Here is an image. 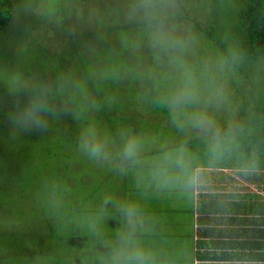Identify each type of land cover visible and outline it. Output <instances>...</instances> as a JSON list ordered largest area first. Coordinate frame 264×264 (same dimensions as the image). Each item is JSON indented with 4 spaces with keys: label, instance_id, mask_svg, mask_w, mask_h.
<instances>
[{
    "label": "rangeland",
    "instance_id": "374dc122",
    "mask_svg": "<svg viewBox=\"0 0 264 264\" xmlns=\"http://www.w3.org/2000/svg\"><path fill=\"white\" fill-rule=\"evenodd\" d=\"M220 1L221 7H224L228 0ZM17 2V7L21 6V14L27 4L32 7L33 13L27 15L26 20L16 17L9 38H1L0 41V50L5 49L3 61L0 62V260L7 258L8 254L13 258L18 257L19 253L25 254L23 260L26 257L30 259L26 255L32 256L31 253L37 249H43V246L28 244L30 236L27 233L37 235L35 232L40 229L47 230L46 215H51L54 220L57 206L71 205L76 191L85 196L91 195L85 203L87 209H93L92 213L78 216L79 224L84 225V221L87 224L86 229L107 227L102 219L113 214L104 213L103 207H112L114 202L111 200H117V194L128 187L129 190L124 193L129 195L140 190L149 191L147 183L136 186L137 182L130 176L121 182L119 177L122 178L125 170V167L120 168L121 161L117 164V161L108 158L96 160L99 154L106 153L92 155L89 147L106 145L107 153L110 147H117L128 155L129 151L136 149L141 151L148 147L169 145L170 148L176 146V150L157 154L154 158L164 159L166 164L204 161L200 157L178 154L179 149H190L189 146L182 148L189 134L197 136L203 133L204 127L209 129L212 125L221 129L235 124V120L240 124L243 117L248 118L244 115L247 109L239 105L248 87H242L243 82L239 80L235 82V77L226 73V68L220 66L219 61L211 68L193 64L184 69L174 60L175 56H185L196 43L204 40L197 39L193 33L194 25L185 17L187 14L200 15L202 0ZM165 5L173 10L172 14H166ZM64 15L73 20L72 25L83 22L84 29L92 26L93 21L103 19V16L109 18V26L132 22V27L145 16L149 19L162 18L147 30L148 36L137 33L140 45L129 53L122 52L123 39L115 37L117 32L107 41L105 38L102 44L94 45L95 50H104L113 45L108 49L110 64L104 68L107 82L106 79H99L93 86L103 94L100 102H106L112 108L124 109L114 114L122 117L117 118L118 122L112 118H85L84 113H91V110L83 107L86 104L83 101H89L93 95L92 92L83 91L82 95L78 92L85 85L70 86L69 83L68 86L56 88L57 74L64 79L63 83H72L74 72L81 62L77 55H70V60L69 57L61 60L63 55L57 52L67 39L64 24L62 20L59 21ZM112 17L116 22H110ZM33 19L37 21L34 23ZM32 24L35 26L28 30L29 34L15 37L23 25ZM98 33L96 37L102 38V32ZM41 45L50 49L49 52ZM72 47L71 42L67 43V50ZM95 50L87 46L83 51L95 56ZM80 55L83 56L82 53ZM196 58L192 57L190 63ZM63 61L65 69L58 67ZM37 97L46 99L51 107V112L43 117V123L16 124L13 116ZM87 104L89 106L91 103ZM200 114L204 116L200 118ZM113 130H118L123 136L121 144L113 142ZM100 132L102 137H98ZM118 156L125 157L123 154L113 155L115 158ZM147 162L151 163L152 160L147 157L141 160L138 174L149 170ZM111 164L120 169L117 178L109 175ZM46 175L50 176L43 184L39 178ZM88 176L92 180L90 183ZM73 177L85 178L87 183L78 182L71 188ZM38 185L41 188L35 191ZM59 189H62L61 193ZM67 198L70 202L65 201ZM96 217L98 219L95 221ZM57 248L64 251V245ZM55 256L60 257V254ZM0 264L3 262L0 261Z\"/></svg>",
    "mask_w": 264,
    "mask_h": 264
},
{
    "label": "trees",
    "instance_id": "16d2710c",
    "mask_svg": "<svg viewBox=\"0 0 264 264\" xmlns=\"http://www.w3.org/2000/svg\"><path fill=\"white\" fill-rule=\"evenodd\" d=\"M201 4L200 15L196 17L194 14H187L185 17L194 25L193 33L197 36V39L200 41L204 38V40L196 43L193 48L185 53V56H175L174 60L178 61L181 68L184 69L189 68L193 64H201L205 68H211L219 61L221 63L220 66L226 68V73L235 77V82L239 80V82H243L242 87H248V91L244 95V100L242 102L239 101V105L247 109L244 115H247L248 118L245 119L243 117L240 124L235 120V124L226 125L221 129L212 125L209 129L204 127L202 128L203 133L197 136L189 134L190 137L185 140L182 148L189 146L190 149H179L180 152L178 154L187 157H200V159L208 164L213 165L216 162L217 165L224 166L239 165L245 160H253L254 168L258 169L256 166L263 167L264 165V0H228L224 7H221L220 0H202ZM17 5V0H0V41L1 38L4 40L9 38L10 32L15 25L16 17L20 20H26L27 15L30 16L33 13L32 7H28L27 4L24 6V11L21 14V6L17 7ZM165 7V12H168L166 14H172L173 10L167 5ZM202 16H205V18H201ZM103 17V19L93 21L92 26H87L85 29L83 22H74V25H72L71 22L73 20L67 16L64 15L62 18H59V21L62 20L64 24L65 37L68 40L64 39V42L59 46L60 49L58 48L57 52L62 53L63 57H61V60L64 58L68 59V57L70 60L71 57L77 55L81 58V62L80 67L74 72L75 78L72 83H63L64 79L60 78V75L57 74L55 77L56 88L60 89L63 86H68L69 83L70 86L85 85V88L78 89V92L81 95L83 91L93 93L89 101L86 99L83 101V103H86L83 107L91 110V113H84L85 118L99 119L103 117L105 120L112 118L117 121V118L122 117L115 116L114 114L120 112L122 108H112L106 102H100L103 94L99 93L93 86L99 79L103 81L106 79L107 82L104 68L106 64H110L108 61V49L109 47L113 48V45L108 46L104 50H95L94 45L102 44L105 38L107 41L109 37H114L113 33L117 32L115 37L119 36L123 39L122 52L129 53V51L136 49L140 45L137 40V33L141 32L145 37L148 36L146 34L148 32L147 30L152 29L154 24L162 21V18L155 17L154 19H149L145 16V19L132 27V22H124L118 26H109V18L106 19L105 16ZM113 19L115 18L112 17L110 22H116ZM36 21L37 19H33L34 23ZM39 22L40 20H38ZM34 26V24L30 26L23 25L21 30L15 33V37L23 36V34L28 33V30ZM97 30L102 32V38L96 37L99 34ZM69 42L72 43L73 47L67 50L66 47ZM87 46L94 48L97 54L92 56L84 53L83 50ZM41 47L44 48L42 45ZM44 49L46 52L50 50L47 47ZM4 52L5 49L0 50V62L3 61L2 57L4 56ZM81 53L83 56L80 55ZM70 55L72 56L70 57ZM196 56L198 58L193 63H190L192 57ZM161 59L163 60L162 57ZM64 64L65 61L60 62L58 67L65 69ZM108 69L109 67L106 68V71ZM87 103L91 104L88 106ZM203 116L202 114L199 115L200 118ZM112 134L113 142L115 144H121L123 136L120 132L113 130ZM98 137H102V134L100 136L98 135ZM105 146H98L100 149L99 152H105L106 154L102 155L98 153L99 157L96 160L108 158L113 162L117 161V164L118 161H121L122 165L120 163V168L125 167V170L122 172V178L121 176L119 177L121 182L125 181L128 176L133 177L134 172L141 167V160L144 157H147L153 162L157 154L162 155L161 153H166L167 151L174 152L177 148L175 145L173 148H170L169 145L154 148L148 147L141 150L143 153H141L140 149H136L132 152L129 151L127 155L124 153V150L121 151L117 147H110L107 153ZM119 154H123L125 157H113V155ZM110 168L112 171H109V175L117 178L120 172L118 171L120 170L118 166L116 167L114 164H111ZM49 176H40L41 183L45 184ZM87 180L89 183L92 182L90 176L87 177ZM78 182L81 184L83 182L87 183L85 178L73 177L71 180V188H74ZM61 184L63 183L61 182ZM35 188V191H37L41 188V185ZM58 192L61 193L62 189H59ZM74 196L71 199V205L66 203L62 207L57 206L55 221L51 219V215H46L47 230L40 229L37 232L34 231L37 235L31 234V232L27 233L30 236L28 244L32 243V246L34 244L38 247L43 246V249L38 250L37 247L35 252L26 249L28 252H33L31 253L32 256L26 255L30 259L26 257L27 259L23 260L25 257L23 255L25 254L19 253L18 257L14 258L11 254H8L7 258L1 259L0 261L3 264H67L73 262L76 256L75 254L77 253L76 251L84 250L87 241L93 239L92 234L94 230L93 228L86 229L87 224L85 221L84 225L78 222L79 215H90L93 211L91 207L87 209V204L85 203L86 198L88 199L91 195L85 196V194H79L76 191ZM65 201L70 202L68 198ZM105 210L110 211L112 207H105L103 211ZM97 219L98 217L94 220L96 221ZM59 245H64V251H60V248H57ZM56 254H60V257L55 256Z\"/></svg>",
    "mask_w": 264,
    "mask_h": 264
},
{
    "label": "crops",
    "instance_id": "0c3cea01",
    "mask_svg": "<svg viewBox=\"0 0 264 264\" xmlns=\"http://www.w3.org/2000/svg\"><path fill=\"white\" fill-rule=\"evenodd\" d=\"M147 163L67 264H264V165Z\"/></svg>",
    "mask_w": 264,
    "mask_h": 264
},
{
    "label": "clouds",
    "instance_id": "9594fccd",
    "mask_svg": "<svg viewBox=\"0 0 264 264\" xmlns=\"http://www.w3.org/2000/svg\"><path fill=\"white\" fill-rule=\"evenodd\" d=\"M51 112V107L46 99L35 98L30 101L21 111L13 116L18 125L42 124L43 117ZM87 147V146H86ZM90 154L97 155L100 151L98 146L89 147Z\"/></svg>",
    "mask_w": 264,
    "mask_h": 264
}]
</instances>
